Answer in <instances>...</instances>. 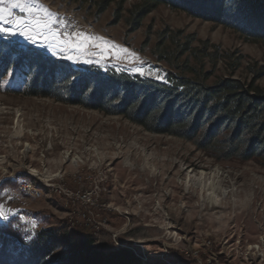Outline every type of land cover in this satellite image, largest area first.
<instances>
[{
  "label": "rangeland",
  "instance_id": "1",
  "mask_svg": "<svg viewBox=\"0 0 264 264\" xmlns=\"http://www.w3.org/2000/svg\"><path fill=\"white\" fill-rule=\"evenodd\" d=\"M23 2L41 20L52 19L58 34H93L143 61L93 56L91 64L70 62L74 69L95 65L136 74L133 68L142 67L141 77L151 70L148 78L158 79L175 70L157 62L155 46L163 33L179 32L193 37V49L208 43V53L216 47L230 56L216 63L189 54L179 60L212 74L209 83L230 76L248 83L264 73L263 45L165 6L129 33L125 19L137 0L124 4L116 24L115 3L97 16L90 3ZM13 15L30 19L20 9ZM0 36L33 47L23 37ZM237 57H243L240 66L231 71ZM255 83L264 88V75ZM18 90L11 76L1 80L0 225L14 220L29 237L43 229L89 235L97 249L128 248L140 264H264V168L257 162L217 163L189 143L147 133L121 117L25 97ZM79 194H88L89 204ZM78 215H86L85 221Z\"/></svg>",
  "mask_w": 264,
  "mask_h": 264
},
{
  "label": "trees",
  "instance_id": "2",
  "mask_svg": "<svg viewBox=\"0 0 264 264\" xmlns=\"http://www.w3.org/2000/svg\"><path fill=\"white\" fill-rule=\"evenodd\" d=\"M90 3L97 16L116 4L114 23L122 18L128 0H73ZM128 10L125 22L128 32L141 28L143 20L155 9L165 6L187 16L222 26L246 43L264 46V0H240L239 14L217 13L199 6V0H137ZM169 34V35H168ZM181 38V39H180ZM192 36L163 33L155 46L158 63L172 70L164 79H152L95 65L77 66L57 59L43 50L42 59L34 60L37 71L11 76L18 93L25 97L51 99L105 116H117L153 135H164L191 144L196 151L217 163L257 162L264 168V88L232 76L209 83L212 74L179 60L186 54L211 63L226 62L230 56L218 53L204 43L201 51L193 49ZM181 40V41H179ZM169 41V48L165 43ZM16 42L0 36V47ZM173 48V49H172ZM243 57L235 59L231 71L240 66ZM14 65L0 63L1 80ZM62 253L57 255V251ZM0 264H140L128 248L99 250L91 236L43 229L29 237L15 226L14 220L0 225Z\"/></svg>",
  "mask_w": 264,
  "mask_h": 264
},
{
  "label": "snow or ice",
  "instance_id": "3",
  "mask_svg": "<svg viewBox=\"0 0 264 264\" xmlns=\"http://www.w3.org/2000/svg\"><path fill=\"white\" fill-rule=\"evenodd\" d=\"M199 6L211 9L217 13L239 14L240 0H199ZM13 9H20L21 12H28L30 19L24 20L13 15ZM51 13L48 16L51 17ZM53 20H41L35 14L34 9L23 0H0V25H10L11 27H0V34L8 36L23 37L28 44L33 47L25 50L24 46L16 42H9L0 47V63L14 65L11 70L6 71V75L13 76L17 69L21 74H32L37 71L34 60L42 59V54L37 49H46L52 56H60L71 63L91 64V57H97L100 61L104 60H127L133 58L136 63L143 64V61L136 57L134 52L127 48L120 47L95 37L93 34L79 32L56 33L52 29ZM42 38V39H40ZM96 43H92V41ZM133 72L139 76H145L144 69L133 68ZM149 70L147 77H150ZM146 77V78H147ZM2 78V77H0ZM158 79H164L157 74ZM0 216H3L0 213ZM3 218H7L4 216Z\"/></svg>",
  "mask_w": 264,
  "mask_h": 264
},
{
  "label": "built area",
  "instance_id": "4",
  "mask_svg": "<svg viewBox=\"0 0 264 264\" xmlns=\"http://www.w3.org/2000/svg\"><path fill=\"white\" fill-rule=\"evenodd\" d=\"M26 189H29L28 191H30L31 187L28 185V187H25V191ZM31 195V194H30ZM79 200L84 203V204H89L91 197L88 196V194H79L78 195ZM82 221H85L86 215H78ZM98 229V228H97Z\"/></svg>",
  "mask_w": 264,
  "mask_h": 264
},
{
  "label": "bare ground",
  "instance_id": "5",
  "mask_svg": "<svg viewBox=\"0 0 264 264\" xmlns=\"http://www.w3.org/2000/svg\"><path fill=\"white\" fill-rule=\"evenodd\" d=\"M26 148L28 149V146H27ZM36 173H37L36 171H34V170L32 171V174H36ZM212 209H213V208H212Z\"/></svg>",
  "mask_w": 264,
  "mask_h": 264
}]
</instances>
